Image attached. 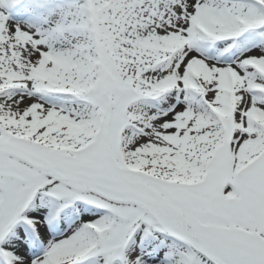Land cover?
Wrapping results in <instances>:
<instances>
[{
	"label": "snow or ice",
	"instance_id": "1",
	"mask_svg": "<svg viewBox=\"0 0 264 264\" xmlns=\"http://www.w3.org/2000/svg\"><path fill=\"white\" fill-rule=\"evenodd\" d=\"M0 264H264V0H0Z\"/></svg>",
	"mask_w": 264,
	"mask_h": 264
}]
</instances>
